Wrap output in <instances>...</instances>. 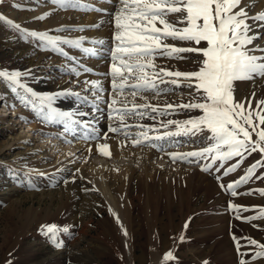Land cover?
I'll return each instance as SVG.
<instances>
[{"label": "rangeland", "instance_id": "1", "mask_svg": "<svg viewBox=\"0 0 264 264\" xmlns=\"http://www.w3.org/2000/svg\"><path fill=\"white\" fill-rule=\"evenodd\" d=\"M79 3L89 7L61 8L52 0H0V17L4 18L0 20V71L20 74L18 82L0 77V264H151L157 259L159 264H240L242 260L245 264H264V257L253 259L261 249L249 242L255 240L264 245V216L261 215L264 195L260 194L264 190V166L257 168L247 183L235 188L236 195L227 187L244 176L249 166L264 159V154L248 155L228 175L224 174L225 169L238 157L223 166L220 161L212 164L210 158L171 159L170 154L209 146L210 134L204 132L152 142L159 144L158 154L173 166L168 173L166 161L150 160L145 172L129 159L121 158L115 164L108 161L111 170L119 175L126 173L123 167L130 163L132 167L130 177L114 186L121 190L124 183L129 192L132 208L123 201L122 212L128 219L125 230L128 244L119 216L97 197L99 192L89 175L77 169L82 165L87 167L83 153H77L80 149L61 155L60 149L81 141L91 143V140L80 141L64 133L62 123L46 122L43 117L49 106L40 97H54L51 107L60 112H70L67 102L83 111L88 108L87 115L92 119L97 117L90 108L95 105L96 112L105 115L108 127H119V121L108 118V104L115 95L111 87V51L116 46L114 17L121 5L119 0H79ZM179 15L171 14L168 20L183 27L177 23ZM247 23L252 27L249 35H257L251 45L264 48V27L258 26L264 22L249 19ZM31 32L47 33L61 40H83L80 47L60 43L57 51L45 41L32 37ZM166 43L192 46L189 42L170 39ZM205 46L204 42L200 45ZM83 48L94 50L95 55L82 51ZM253 54L264 56L260 51ZM182 55L188 59L156 56L154 63L157 69L169 71L198 70L197 54ZM86 81H99L104 91L92 89ZM165 87L172 91L159 96L145 92L136 96L135 103L148 102L163 108L166 104L179 105L200 99L195 88L186 84L179 87L160 84V88ZM124 97L133 100L130 89L117 98ZM234 98L237 102L242 99L246 108L251 100L252 107L256 108L257 101L264 100V78L235 81ZM201 114L199 109H178L164 116L151 113L156 115L155 120L148 116L128 117L127 123L155 125L159 131L149 135H162L176 132L177 128L175 125L162 127L160 122L184 121ZM89 117L86 121H90ZM25 124L32 126L30 133L25 129L21 132L20 126ZM142 130L131 127L126 131L134 137ZM98 132L101 138L106 132L111 134L108 130ZM122 132L112 134L122 139ZM24 134L26 137H22ZM62 134L72 142H65ZM71 153L76 156L72 160L73 168L68 164ZM100 159L105 163L106 158ZM208 164L212 166L203 171ZM50 225L59 229L55 240L45 234ZM130 249L132 255H129ZM168 253L172 258L165 260Z\"/></svg>", "mask_w": 264, "mask_h": 264}, {"label": "snow or ice", "instance_id": "2", "mask_svg": "<svg viewBox=\"0 0 264 264\" xmlns=\"http://www.w3.org/2000/svg\"><path fill=\"white\" fill-rule=\"evenodd\" d=\"M52 2L61 8L89 7L81 5L79 0H52ZM119 3L121 6L114 17L116 46L111 51L113 63L110 72L111 87L115 95L108 104V118L119 121V127L109 125L108 132L121 133L124 130L122 134L126 139H132L133 146L144 143L157 146L152 142L174 135L195 136L207 132L210 134L207 136L211 142L209 146L198 151L170 154L171 159L175 161L210 158L212 164L220 161L223 166L227 161L238 157L235 163L225 169V175L236 171L248 155L255 152L264 154V127H261L264 125V100L257 101L256 108L252 107L249 100L246 108L243 102H237L234 98L235 81L254 80L257 76L264 78V56L253 54L256 51L264 52V48L248 47L257 39V35H249L252 27L247 23L249 19L264 22V12L249 17L245 8L240 7L241 0H119ZM171 14H180L177 23L184 26L177 27L170 23L168 16ZM3 19L0 17V20ZM7 22L11 23V21ZM157 24L162 27H157ZM258 26L264 27V23ZM15 27L19 26L15 25ZM30 35L45 41L52 50L57 51L60 50V43L80 47L83 40V38L74 41L61 40L59 37L37 32H31ZM169 39L189 42L192 46L178 47L166 43ZM202 42L206 44L205 47H200ZM82 51L95 55L92 49L83 48ZM184 53L198 55V70L169 71L164 68L157 69L154 63L156 56L177 60L188 59L182 55ZM19 75V73L0 71V77L12 82H18ZM86 83H90L92 89L96 91H104L99 81H86ZM160 84H171L175 87L186 84L189 88H195L200 99L197 102L179 105L166 104L163 108L148 102L135 103L136 96L145 92L159 96L172 91V88H160ZM126 89L131 90L132 101H128L126 97L117 98L124 96ZM141 98L146 100V97L141 96ZM40 99L49 106L47 114L43 117L46 122L62 123L64 133L75 139L100 138L94 119L92 121L73 119L74 116H84L87 115L86 113L60 112L51 107L54 97L44 96ZM93 107L95 108V105ZM178 109H199L202 114L184 121L160 122L162 127L175 125L177 128L176 132H165L162 135H149L150 132L159 131L155 125L127 123L128 117L144 119L148 116L155 120L156 115H170ZM151 113L156 115H150ZM131 127L143 130L135 133L133 137L126 131ZM253 135L256 136L255 140ZM61 138L67 143L72 142L63 134ZM107 138L106 132L104 139ZM97 150L104 156L111 155L107 143L98 144ZM212 164L205 165L202 170L208 171ZM261 166H264V159L253 163L244 176L229 184L227 187L232 190V195H236L235 188L247 183L256 169ZM260 194L264 195V190H260ZM261 215L264 216V210H261ZM254 218L256 217L252 219ZM58 231L56 225H50L47 226L45 234H49L50 238L55 240ZM249 242L261 249L255 253L253 259L264 257V245L258 244L255 240ZM171 258V253L165 256V260ZM240 264L245 262L242 260Z\"/></svg>", "mask_w": 264, "mask_h": 264}, {"label": "bare ground", "instance_id": "3", "mask_svg": "<svg viewBox=\"0 0 264 264\" xmlns=\"http://www.w3.org/2000/svg\"><path fill=\"white\" fill-rule=\"evenodd\" d=\"M104 1H107V0H104ZM109 1H112V0H109ZM240 7L245 8V10L248 13V16L252 17L258 13L264 12V0H241ZM236 10L238 11L239 9H236ZM90 17H93V16H89V18ZM254 33H257V30L256 31L254 30ZM254 46H257V44L251 45L250 48H253ZM57 101H59V100H57ZM240 102H243V100L241 99ZM59 103H62V102H59ZM67 104L68 105L70 104L69 105L70 106L69 107L70 112L74 111L73 113H86L87 114L86 110L88 108H85V111H83V108L76 107L77 105L75 106V105H72L71 103H68V102H67ZM90 108L94 112L93 115H97V117L94 118L95 127H97L98 130H100V134H102L103 132L108 130V123H107V121H104L105 115H103L99 112H96V109H94L93 107H90ZM77 116H78L77 117L78 120H82V121H86L89 117V115H84V116L77 115ZM101 119L103 122H101ZM92 120L93 119L90 118V121H92ZM61 125H63V124H61ZM20 129H21L22 133H23V129H25L27 131V133H30L32 131V126L30 127L29 124H25V126H23V127L20 126ZM24 133H25V131H24ZM29 136H31V135H29ZM22 137H26V135L24 134ZM122 137H123L122 139H119V137H117V136L114 137L112 133L111 134L109 133L107 139H104L102 136V138L100 137L98 140L92 139L91 143H88L89 141L87 143H83L85 141L82 142L81 139H79L81 141L80 144L74 143V144L70 145L69 148H67V149L63 148L60 150L62 153L61 155H67L68 152H74V150L80 149L77 153H83L82 156H85L87 167L84 168L83 165H82V167H79V166L78 167L75 166V167H77V169L82 174L84 173V175H87V176L89 175L88 178L90 179L92 184H94L95 190H97V192H99L98 195L96 193L97 197L99 196L100 200L104 204H106V206L113 213H115L116 216H119L122 231L124 234H126L125 230H126V223H127L128 219H127V215L125 216V214L122 212H123V207L125 205V203L123 204V201L127 202L126 204H127L128 208L129 207L132 208V205L130 204V202H131L130 197L128 198L129 192H128V189L124 188L125 187L124 183H121V190H118L114 186L116 184H118L121 179H128V177H130L128 174H129L130 170L132 169V167L130 166L131 163L130 164L128 163L129 165L123 167V170L126 173L123 175H119L116 173L115 170H111V166H109L108 161H111L112 163L115 164V162L120 160L121 158L129 159L130 162L132 161L133 164H135V166H139L141 171L143 170L144 172L147 169L146 167L149 165L147 163H149L150 160H154V159L160 160L161 162L166 161L165 164L168 167L167 173L171 172L173 166L168 165L169 161H167V158H165V157L163 158V156H160V154H158L159 153V150H157L159 148L158 143H154L157 146H150L149 143H144V144H141L138 146H133L132 139H126L124 136H122ZM68 139H69V137H68ZM25 140H27V138H25ZM95 140H96V142H95ZM102 143H107L110 146V152H111L110 157L104 156L98 152L97 146H98V144H102ZM7 144L8 143H6V145ZM64 145H66V143H64ZM86 146H87V149L83 148ZM70 148H71V151H69ZM74 156H75V154L71 153L70 162L68 163L69 165H72L71 166L72 168L74 165V162L72 160L76 159V156L75 157ZM101 156L106 158V160L102 159L105 163L100 161ZM124 195H125V197H124ZM94 199H95V197H94ZM130 217H131V215H130ZM127 228H129V227H127ZM127 237H128V234H126V240H127V244H128ZM128 249H129V246H128ZM129 255H132V249H130ZM158 262H159V259L153 260L151 262V264H159Z\"/></svg>", "mask_w": 264, "mask_h": 264}]
</instances>
